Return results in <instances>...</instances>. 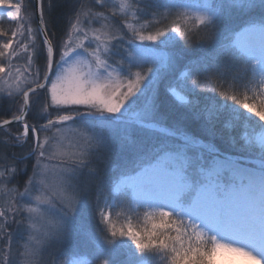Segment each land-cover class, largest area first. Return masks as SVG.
<instances>
[{"label":"snow or ice","instance_id":"6c2138e0","mask_svg":"<svg viewBox=\"0 0 264 264\" xmlns=\"http://www.w3.org/2000/svg\"><path fill=\"white\" fill-rule=\"evenodd\" d=\"M105 2L94 0L99 8ZM22 7L0 0V15L17 22L12 38L0 43V59L7 60V71L0 63V93L14 102L19 97L17 111L0 120V128L20 123L22 131L13 139L18 145L31 141L22 159L35 157L23 191L8 188L16 167L0 168V192L12 193L8 206L0 207V239L7 236L9 250L8 225H27L20 264H39L47 245L75 236L90 246L89 257L73 252L61 264H264V0H115L110 16L81 5L55 71V33L47 27L44 0H37L35 28ZM233 13L249 18L222 30L221 21ZM117 16L123 30L109 23ZM142 16L150 19L138 23ZM0 35L8 32L0 29ZM181 41L207 44L213 55L211 61L191 59L169 94L189 110L203 136L214 139L239 129L238 138L230 136L239 147L235 154L221 153L212 140L182 134L179 147L161 142L141 148L131 167L95 186L89 211L91 186L81 187L78 173L89 168L100 148L109 147L96 129L119 127L132 114L140 129L155 131V101L133 109L153 89L161 69L174 65V55L158 56L156 50ZM45 51L41 74L37 60ZM20 56L25 63L14 65ZM156 61L159 67H153ZM42 90L38 117L44 123H29ZM204 92L216 95L201 108L190 97ZM78 119L83 127L72 130ZM193 149L207 156L201 151L194 157ZM89 215L95 230L85 222ZM0 264H9L6 256Z\"/></svg>","mask_w":264,"mask_h":264},{"label":"rangeland","instance_id":"374dc122","mask_svg":"<svg viewBox=\"0 0 264 264\" xmlns=\"http://www.w3.org/2000/svg\"><path fill=\"white\" fill-rule=\"evenodd\" d=\"M13 2H22V15H30L32 17L30 22L32 24V27L35 28L37 23L34 9V0H32V2L30 0H13ZM60 2H62L61 7H63L64 10L62 19L64 23L62 25V28H57L58 32L55 33V39L53 41V45L55 47V61H59L60 59V51L62 49L63 42L66 39V34L70 27V21L73 18L75 11L80 8L81 5H83L85 8L91 7L95 11H103L106 15L110 16V9L115 3V0H106L104 8H99L98 6H96L94 4V0H60ZM44 14L46 16L48 15V13H45V9ZM248 18V15L233 13L231 18L227 16L224 17V19L221 21L220 28L223 30L227 27H231L229 22L233 21H238L239 25ZM145 19H150V17L142 16L138 23H143ZM122 20V17L117 16L111 18L109 20V23L114 24L116 27H120L122 29ZM225 20L227 23L223 27L222 22L224 24ZM134 23L136 22L134 21ZM87 26L88 25H86V27ZM156 26L157 25H149V28L154 29ZM25 27H27V25H25ZM91 27L99 28L100 23H93ZM15 28H17L16 21H10L6 17V14L0 15V29L8 32L7 36L0 35V43L7 42L8 39H11V31ZM40 40L41 38L38 37V44L40 43ZM200 45L203 48H206L207 46V48L209 49V46L207 44L200 43ZM200 45L199 43L186 45L181 41L174 47H170L168 49H164L163 47H161L160 49L156 50L155 54L158 56H166L170 54L174 55V65L171 68L161 69L159 79L153 89L146 92L145 96L141 97V99L133 109V112H138L145 106V104L155 101L157 105V111L155 114V119L157 122L153 125L155 131L140 129L135 123L132 122L135 120V116L132 114H127L125 117L126 123L120 125L119 127L96 129V131L101 132L106 137L109 147L100 148L99 151L92 156L89 168L95 169L96 174L94 176L89 174V168H85L78 173V182L80 186H91V192L87 198L89 201V211H91V208L94 207L95 204V186L102 182L106 184L110 179H114L124 167H131L133 161L137 159L138 152L141 148L150 150L154 147L159 146L161 142L166 143L169 146L179 147L180 140L178 137L182 136V134H195L199 136L204 143H208L209 140H212L217 148H221L219 149L221 153H228L225 151V145L231 149H234L235 151L236 148L239 147V145L237 144L236 148H234L230 141V136H236L238 138L239 129L232 133H225L224 135H226L227 137L217 136L213 139L211 137L203 136L200 132L199 123L191 118V116L189 115V110L181 106L174 99V97L169 94L170 87H176L180 84L182 80V73L186 71L185 66L189 63L190 57H192V55L196 51V48L200 47ZM15 46L16 45L14 43V47ZM125 47H127V45H125ZM45 55L46 51L37 60V65L41 69V74H43L44 71ZM119 58L120 57H115L114 59ZM12 62L16 66H22L25 63V59L23 56H20L18 58H14ZM0 63H3L5 65L7 71L6 58L0 59ZM159 66L160 65L158 61L153 63V67ZM55 70L58 69H56L54 65V71ZM135 70L136 69L133 68V71ZM166 93L168 94V97ZM45 95L46 93L43 90L39 93V100L34 104L33 107V122L31 123H44V120L38 117V113L40 105L44 101ZM0 96H3L2 100L13 102V99L7 97L6 94L0 93ZM213 96L214 95L211 92H208V94H199L197 96L199 97V99L195 101V104L203 108L205 102L211 103L210 98ZM169 97L174 100L177 108L180 107L182 109L174 111L173 113L171 112V110L169 111V113H164V111L162 110V106L164 107V105L161 106V98H163V100L165 98L166 100H164V102H167L168 104V102L171 100ZM216 98L219 99L218 96ZM33 99L36 100V97H33ZM17 100H19V97L15 98V101ZM52 114L55 115V112H53ZM89 119L90 118L85 117L84 121H87ZM84 121L78 119L75 124L70 125V128L72 130L82 128ZM72 130L68 131V136L69 139L74 140L75 135L74 131ZM164 130H167L170 135H163ZM4 132L5 134H7L8 131L5 130ZM6 139L8 140L7 137ZM222 148H224L225 150H222ZM201 151H203V154L207 156V152L200 149H193L192 155L194 157H197L201 154ZM231 154H235V152ZM31 159L32 160L29 163L26 162L25 164L22 163L15 166L17 172L11 178V180L7 182L8 188H12L13 186H15L19 191H23L26 181L32 175V166L35 163V157H32ZM52 163L55 164L57 162L53 161ZM24 174L26 176L22 177ZM11 197L12 193L10 192H0V207H7L9 201L11 200ZM25 202L26 201H20V203ZM59 207L60 205L57 204V208ZM21 218V216L14 217L15 220H20ZM85 222L89 228L95 230L97 222L91 215L88 216ZM133 223H136V221L134 220ZM142 223L143 222L140 221V224L138 226H142ZM8 232L12 234V247L11 250H9L7 236H4L2 239H0V261H3L6 256L9 264H20V261L23 259V257L20 255V253L23 251L21 245L27 239L28 234L27 225L26 223H10L8 225ZM90 251V246L83 242V240L79 236H75L71 240L63 243L52 242L47 245L40 254L39 264H61V261H63L68 255H71L73 252L80 253L82 256L88 258Z\"/></svg>","mask_w":264,"mask_h":264},{"label":"trees","instance_id":"16d2710c","mask_svg":"<svg viewBox=\"0 0 264 264\" xmlns=\"http://www.w3.org/2000/svg\"><path fill=\"white\" fill-rule=\"evenodd\" d=\"M32 2V0H30ZM62 2H60V0H44V9H45V13H48V15L45 17V21L47 23V27L49 29L50 34L51 33H57L58 32V27L62 28L63 25V14H64V10L63 7H61ZM52 13V14H51ZM226 20L224 21V24L222 22V25L224 27V25L226 24ZM231 25V28H235L238 25V21H233V22H229ZM55 39V35L53 37V41ZM200 45V43H199ZM212 52L210 49L204 47H202L200 45V47L196 48L195 53L192 55V57H190L189 61L193 58L196 57H204L207 56L209 61H211L212 59ZM207 93L208 92H204ZM210 93V92H209ZM167 94V93H166ZM203 94V93H200ZM214 96L216 95L215 93H212ZM168 97V94H167ZM170 98V97H169ZM171 100L168 102H164V100H166L164 98H161V106L164 105V108L162 106V110L164 111V113H169V111L171 110V112L173 113L174 111L177 110H181L182 108H177L176 107V103L174 102V100L172 98H170ZM190 99L193 100V102L195 103L196 100L199 99V97H190ZM173 100V101H172ZM19 100L15 101H8V100H1L0 101V120L3 119H10L11 116L17 111L18 107H19ZM169 105V106H168ZM176 109V110H175ZM28 121L29 123L33 122V109L32 111H30L29 116H28ZM5 130H7V134H5ZM22 131V126L20 123H16L13 125L8 126L5 129L0 130V168H5L7 166H16V165H20L22 163H26V162H30L32 159V157L27 158V159H22V157H24L30 149L31 146V141H29V143L24 144V145H18L16 144L15 140L13 139V137L18 134L19 132ZM223 137H227L226 135H222ZM6 137L8 138V140L6 139ZM220 146V145H219ZM221 149V148H218ZM224 148H222L223 150ZM226 149V150H225ZM225 151L228 153H233L236 152L234 149L229 148L228 146L225 145ZM26 175L24 174L22 177H25Z\"/></svg>","mask_w":264,"mask_h":264},{"label":"water","instance_id":"95a60500","mask_svg":"<svg viewBox=\"0 0 264 264\" xmlns=\"http://www.w3.org/2000/svg\"><path fill=\"white\" fill-rule=\"evenodd\" d=\"M34 9H35V14H36V23H37V20H38V15H37V11H38V8H37V0H34ZM54 65H55V55H54ZM18 122H14L12 123L11 125L13 124H16ZM10 126V125H9ZM22 126V125H21ZM8 127V126H7ZM4 128H0V130H2Z\"/></svg>","mask_w":264,"mask_h":264},{"label":"bare ground","instance_id":"6f19581e","mask_svg":"<svg viewBox=\"0 0 264 264\" xmlns=\"http://www.w3.org/2000/svg\"><path fill=\"white\" fill-rule=\"evenodd\" d=\"M242 264H252V262H250V261H244V262H242Z\"/></svg>","mask_w":264,"mask_h":264}]
</instances>
